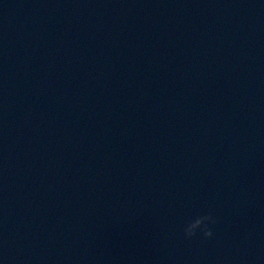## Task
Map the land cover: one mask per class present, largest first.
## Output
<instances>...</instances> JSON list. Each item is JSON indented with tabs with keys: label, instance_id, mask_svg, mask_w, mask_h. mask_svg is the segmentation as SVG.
Wrapping results in <instances>:
<instances>
[{
	"label": "water",
	"instance_id": "1",
	"mask_svg": "<svg viewBox=\"0 0 264 264\" xmlns=\"http://www.w3.org/2000/svg\"><path fill=\"white\" fill-rule=\"evenodd\" d=\"M0 264H264V0H0Z\"/></svg>",
	"mask_w": 264,
	"mask_h": 264
},
{
	"label": "clouds",
	"instance_id": "2",
	"mask_svg": "<svg viewBox=\"0 0 264 264\" xmlns=\"http://www.w3.org/2000/svg\"><path fill=\"white\" fill-rule=\"evenodd\" d=\"M216 223L217 219L211 212L193 216L187 219L183 225V237L185 239H192L197 235H202L204 238H212L214 236L213 227Z\"/></svg>",
	"mask_w": 264,
	"mask_h": 264
}]
</instances>
